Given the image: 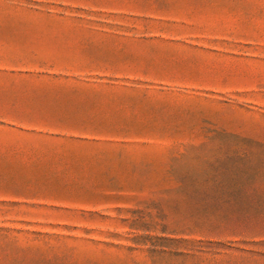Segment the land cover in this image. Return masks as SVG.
<instances>
[{"label": "rangeland", "instance_id": "rangeland-1", "mask_svg": "<svg viewBox=\"0 0 264 264\" xmlns=\"http://www.w3.org/2000/svg\"><path fill=\"white\" fill-rule=\"evenodd\" d=\"M0 264H264V0H0Z\"/></svg>", "mask_w": 264, "mask_h": 264}]
</instances>
